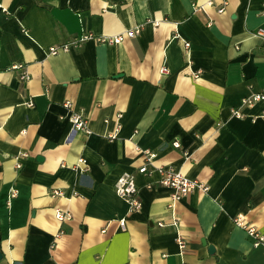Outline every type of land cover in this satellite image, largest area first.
Wrapping results in <instances>:
<instances>
[{
    "label": "crops",
    "instance_id": "crops-1",
    "mask_svg": "<svg viewBox=\"0 0 264 264\" xmlns=\"http://www.w3.org/2000/svg\"><path fill=\"white\" fill-rule=\"evenodd\" d=\"M226 1L218 12L221 0H0V264H264L232 221L264 235V118L252 119L264 100L240 105L264 87V0ZM135 25L119 43L95 39ZM80 32L91 34L80 46L48 52ZM75 111L88 133L72 129ZM136 147L155 152L149 170L172 166L208 189L169 208ZM123 171L135 212L113 189Z\"/></svg>",
    "mask_w": 264,
    "mask_h": 264
},
{
    "label": "built area",
    "instance_id": "built-area-1",
    "mask_svg": "<svg viewBox=\"0 0 264 264\" xmlns=\"http://www.w3.org/2000/svg\"><path fill=\"white\" fill-rule=\"evenodd\" d=\"M212 2L213 0H206V4L208 5L212 4ZM226 3H227L226 0H221L220 5L217 7L216 10L218 12H222L224 10ZM151 22L157 23L156 20H153ZM140 31H141V25H135L133 27H130L128 29H125L113 35L96 36L95 39H97L99 42H105V43H119L123 40L124 37L135 36L139 34ZM255 33L262 40L261 49H262V53L264 56V22L261 26H259L256 29ZM90 36L91 34L88 32H80L78 35L72 38H69V40L65 42H62L60 44L50 45L48 47V52L51 54H54L58 50H68L72 47L80 46L82 42ZM184 45L185 47L188 48L189 42L185 41ZM11 67L20 69V72H19L20 80H27L29 78V74L22 64H13L11 65ZM167 71L168 69L165 65L160 66L159 68L160 73H165ZM260 100H264V87L258 93L251 94L249 96L241 98L240 105H252L255 102L260 101ZM63 105L65 107H69L71 105L70 100L63 101ZM230 113L232 116H235L238 118H241L244 116L241 109L235 106L230 108ZM256 117L264 118V111L261 112L260 114L253 116L252 119H255ZM69 120L72 124V129L81 130L85 133L89 132L85 117L82 115L80 111H75L70 116ZM119 125L120 124L116 123L114 130L108 134L109 138H114L117 135V132L119 130ZM172 144L175 147L179 146V143L177 140H174ZM140 151L144 155V162L140 166H138V171L141 173H148V172L156 171L158 173L157 183L170 189L169 200H168L169 208L172 209L175 206V203L182 196H184L185 194H187L188 192L194 189H198L202 191H206L208 189V185L205 184L204 182L194 179V178H188L180 170L172 166L159 165L149 170L148 165H149L151 158L155 155V152L151 150H147V149L146 150L140 149ZM22 155L24 154L22 153ZM84 163H85V159L81 157V158H78L77 163L75 165L78 166L79 164H84ZM15 166L17 168L20 167V163L16 162ZM85 169L86 167L83 168L82 170H85ZM151 184L152 183H150L149 185ZM113 189L119 197H121L122 199L126 201L128 205V209L130 211L135 212L139 209L141 202L138 196V186L135 182L134 175L131 172L123 171L120 174H118L114 180ZM61 193L62 191L59 188H54V189H51L50 191L51 195H56V194H61ZM16 194H17V188L11 185L9 187L8 194H7V204L8 205L10 204L11 198L16 196ZM54 215L59 220L69 219L71 217V213L69 210L61 209L59 207L54 208ZM232 221L236 225L242 227L247 233V235L252 238L253 246H258V245L264 246V235L253 224L246 221L242 214L238 213L232 216ZM171 223L176 225L175 220H173ZM119 224L123 226L124 220L122 218H119ZM159 224H162V223L159 222ZM176 240H177L179 248L180 249L183 248L185 245L184 238L180 234H177Z\"/></svg>",
    "mask_w": 264,
    "mask_h": 264
},
{
    "label": "water",
    "instance_id": "water-1",
    "mask_svg": "<svg viewBox=\"0 0 264 264\" xmlns=\"http://www.w3.org/2000/svg\"><path fill=\"white\" fill-rule=\"evenodd\" d=\"M208 248H209V250H212V247H211L210 245H209V247H208Z\"/></svg>",
    "mask_w": 264,
    "mask_h": 264
}]
</instances>
